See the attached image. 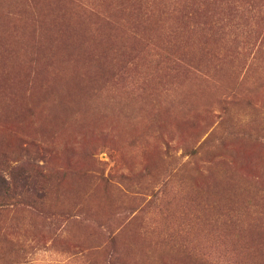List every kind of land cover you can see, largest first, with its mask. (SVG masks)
I'll return each instance as SVG.
<instances>
[{
    "label": "rangeland",
    "instance_id": "374dc122",
    "mask_svg": "<svg viewBox=\"0 0 264 264\" xmlns=\"http://www.w3.org/2000/svg\"><path fill=\"white\" fill-rule=\"evenodd\" d=\"M0 264H264V0H0Z\"/></svg>",
    "mask_w": 264,
    "mask_h": 264
}]
</instances>
